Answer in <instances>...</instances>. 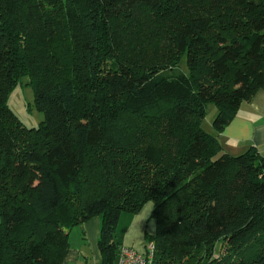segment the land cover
<instances>
[{
	"label": "trees",
	"instance_id": "trees-1",
	"mask_svg": "<svg viewBox=\"0 0 264 264\" xmlns=\"http://www.w3.org/2000/svg\"><path fill=\"white\" fill-rule=\"evenodd\" d=\"M169 20L170 51L147 67L108 53L114 26L151 39ZM24 77L38 127L8 105ZM259 89L264 0H0V264H62L96 216L115 264L122 214L147 202L152 264H264V156L228 154L203 128L209 103L220 132Z\"/></svg>",
	"mask_w": 264,
	"mask_h": 264
},
{
	"label": "crops",
	"instance_id": "crops-1",
	"mask_svg": "<svg viewBox=\"0 0 264 264\" xmlns=\"http://www.w3.org/2000/svg\"><path fill=\"white\" fill-rule=\"evenodd\" d=\"M216 114L217 111L213 117ZM212 122L209 133L217 137L224 152L238 155L255 147L264 156V89L257 90L249 101L241 103L235 117L222 131L217 132ZM153 209L154 203L147 202L139 213L130 216L126 233L119 240L121 246L144 251L145 234L156 233V221L151 219ZM101 224V217L96 216L70 230L69 251L62 264H101L98 246ZM117 261L118 255L115 264Z\"/></svg>",
	"mask_w": 264,
	"mask_h": 264
},
{
	"label": "rangeland",
	"instance_id": "rangeland-1",
	"mask_svg": "<svg viewBox=\"0 0 264 264\" xmlns=\"http://www.w3.org/2000/svg\"><path fill=\"white\" fill-rule=\"evenodd\" d=\"M164 26H158V32L161 33L159 35L161 42L159 43L153 39L155 34L158 32L154 33L151 39H146L141 35L135 34V30L131 29L129 25L120 23L114 26L115 31L112 29L108 33L107 37L110 40V44L108 46V50L110 52L108 53L113 55L115 58L121 59L134 69L141 70L147 67V64L152 60L158 58L161 55V52L168 53L170 51L169 37L172 33L171 20L165 22ZM103 61L104 60H102V63ZM180 69L185 72L188 71L186 59H183L181 62ZM8 105L27 127H38L44 120V114L37 110L34 105V89L32 84L29 83V79L27 77H24L12 90L8 98ZM215 111H217L216 105L209 103L207 105V112L203 122V128L207 132L212 131V127H210V125L214 118L213 116ZM131 122V118L125 117L122 122L123 125L121 126V130L125 132L126 129L130 130L128 132L130 135L129 137H131ZM132 125L135 126L134 122H132ZM125 154L126 158L131 160V163L138 158L136 153H133L132 151L130 152L128 149L125 150ZM140 162L144 163L142 160ZM130 216L131 214L128 213L122 214L116 235L118 240L123 239ZM228 250L227 246H224V242L220 241L217 243L215 255L216 257H219L220 255L227 253Z\"/></svg>",
	"mask_w": 264,
	"mask_h": 264
},
{
	"label": "built area",
	"instance_id": "built-area-1",
	"mask_svg": "<svg viewBox=\"0 0 264 264\" xmlns=\"http://www.w3.org/2000/svg\"><path fill=\"white\" fill-rule=\"evenodd\" d=\"M154 243H146L144 251L140 252L131 247L121 246L117 264H152L154 260Z\"/></svg>",
	"mask_w": 264,
	"mask_h": 264
}]
</instances>
